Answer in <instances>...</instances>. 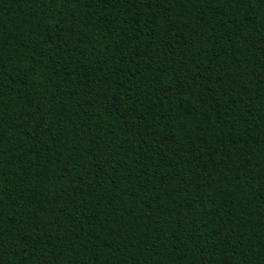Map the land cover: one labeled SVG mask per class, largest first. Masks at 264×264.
<instances>
[{
  "label": "trees",
  "instance_id": "obj_1",
  "mask_svg": "<svg viewBox=\"0 0 264 264\" xmlns=\"http://www.w3.org/2000/svg\"><path fill=\"white\" fill-rule=\"evenodd\" d=\"M0 264H264V0H0Z\"/></svg>",
  "mask_w": 264,
  "mask_h": 264
}]
</instances>
